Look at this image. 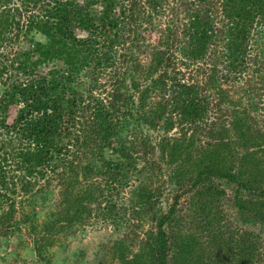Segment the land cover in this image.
I'll return each instance as SVG.
<instances>
[{
  "label": "trees",
  "instance_id": "obj_1",
  "mask_svg": "<svg viewBox=\"0 0 264 264\" xmlns=\"http://www.w3.org/2000/svg\"><path fill=\"white\" fill-rule=\"evenodd\" d=\"M16 1L23 22L0 0V239L23 226L49 264L92 216L122 229L116 264H264V0ZM13 31L25 45L3 53Z\"/></svg>",
  "mask_w": 264,
  "mask_h": 264
},
{
  "label": "rangeland",
  "instance_id": "obj_2",
  "mask_svg": "<svg viewBox=\"0 0 264 264\" xmlns=\"http://www.w3.org/2000/svg\"><path fill=\"white\" fill-rule=\"evenodd\" d=\"M10 5L12 8L17 7L21 21L23 22L26 14L23 13L22 6H19V2L11 0ZM30 12L35 13L36 9ZM15 16H17L16 13ZM15 33L13 31L7 36V39L10 38L12 41L9 43V40L6 39L5 45L3 44L1 47L3 53L9 51L12 54L15 50L23 49L25 42L21 41V35L15 38ZM36 38L41 39V37ZM141 58L144 59L145 56ZM192 70L189 71V75H187V72L184 73L185 76L194 78L195 73ZM101 81H104V79H101ZM124 194V198H126L128 192ZM45 197L47 198L45 202L40 203L36 201L30 207L36 213L34 219L37 224L43 220L49 211L57 209V188L52 187V189H48ZM18 198L15 202L16 205L19 202ZM23 209L27 211L26 207H23ZM225 210L228 218L233 217L232 210L227 208ZM19 214L20 209L17 210L15 218H18ZM122 232V229L117 230L110 220L104 221L91 216L85 227L74 230L72 235H67L66 238L65 236L58 237L59 242L57 243L60 246L57 245L48 250V262L49 264H116L112 258L113 248L115 241L120 239ZM30 248L31 239L23 226H21L19 232L9 236L6 240L0 239V264H39Z\"/></svg>",
  "mask_w": 264,
  "mask_h": 264
}]
</instances>
